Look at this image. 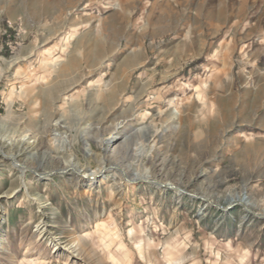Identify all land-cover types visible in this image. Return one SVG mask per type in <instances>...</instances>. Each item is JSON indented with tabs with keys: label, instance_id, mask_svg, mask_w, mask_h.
Segmentation results:
<instances>
[{
	"label": "rangeland",
	"instance_id": "1",
	"mask_svg": "<svg viewBox=\"0 0 264 264\" xmlns=\"http://www.w3.org/2000/svg\"><path fill=\"white\" fill-rule=\"evenodd\" d=\"M64 51L127 102L45 125ZM0 149V264H264V0H0Z\"/></svg>",
	"mask_w": 264,
	"mask_h": 264
},
{
	"label": "bare ground",
	"instance_id": "2",
	"mask_svg": "<svg viewBox=\"0 0 264 264\" xmlns=\"http://www.w3.org/2000/svg\"><path fill=\"white\" fill-rule=\"evenodd\" d=\"M97 44H100L104 48L105 47V40H100V41H98ZM97 44H96V46H98ZM97 49H98V47H97ZM93 50L94 49H92V51ZM98 53H99V51H98ZM45 55L50 56L49 53H46ZM65 55L66 54H65V51H64L62 55H58L56 57L54 56L55 58L42 57L43 60L40 62L43 67H47V70H49L50 73L55 74L54 80H52L50 83H47L48 86L43 91L42 96H41V102H42V104L45 105V106H47L49 108V111L48 112H45L44 115H43V123L45 125H48L49 121L51 120L50 118L53 115V112L50 111V109H52L53 102L55 100H57L58 98H60V96L62 94L65 95V93L71 91L72 89H74L75 92L73 94H71L69 97H67V98L64 97V99H63V106L64 107L66 106V109L68 111H70L71 108H74V107L79 106L81 99L84 98L85 97V94L89 90H91V89H93L94 92H95L94 93L95 98H96L95 101H97V102L98 101H103V103L105 104V106L113 107L118 102H120L122 104H125L127 102V101L123 100V98H122L123 97L122 95L125 92V89H124L125 88V85H124L125 83L124 82H120V83L114 82L111 86H108L107 85V87L105 89H102L100 83L102 81L103 73L100 74L99 76H97L96 78H92L90 80H87L85 86L81 85L80 82H81V79H82L83 75H79V74L82 73L81 72V67L83 66V64H85L87 66L90 64L91 67L92 66L94 67L97 64H99L104 59V57H99V55L97 54V52H95V53H93L89 57H77V56H74L73 57L72 56L70 59H68L66 62H64L63 57ZM138 58L139 57H132V56L131 57H125L123 59V61L121 62V64H120V66H119L118 69H120V70L126 69L127 66L129 67V63L135 62ZM119 75H121V74L116 71L115 76L118 78ZM41 80H44V79L42 78ZM144 91H145L144 90V86H142L138 90V92L136 93L134 99H132V100H130L128 102V106L130 104V107H134L135 104H136L137 98H139L140 95ZM21 92L22 91H20V93ZM20 93L18 92V94H20ZM29 104L30 105L31 104H34L35 105L36 104V100H34L32 98V101H30ZM128 110H129V108H127L124 111V113L125 112L127 113ZM66 111H64L62 113V115H61L62 117L65 116L64 114H66L65 113ZM59 129H60V126H57V127L54 126V129L52 131H58ZM108 142H110V141H108ZM21 151H23V150H21ZM0 156L9 159L10 162H11L12 167L14 169L20 171V174H24V171H26V167L23 166V165H21L18 162V159L15 156L6 155V154H4L1 151V149H0ZM74 166L75 165H73V166L70 167L71 170H74L80 177L87 178L89 181H92L95 177L101 175L105 171L104 169L101 168V169H98L97 171L93 172L92 174H89V175L82 174L81 175L79 172L76 171V169L74 168ZM119 170L121 172V175L129 183H133L134 181H139V180L141 181V180H143L140 177L127 178L126 177V172L123 171L122 169H119ZM36 174L39 175V176L46 175V173H39V174L36 173ZM105 224L106 223L105 222H102V221L99 222V223H97L96 224V227H95V232L96 231L98 232V230L103 229L102 227ZM95 232L93 233L94 236H95V234H97V232L96 233ZM100 232H102V230H100ZM73 247L76 248L77 251L80 250V245L79 244H76ZM71 248L72 247L69 248V251L71 250ZM71 253H72V251H71ZM67 260H68V256H66V259H65V261H64L63 264H67Z\"/></svg>",
	"mask_w": 264,
	"mask_h": 264
}]
</instances>
